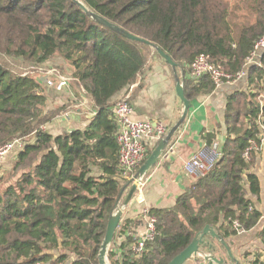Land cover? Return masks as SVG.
Listing matches in <instances>:
<instances>
[{
	"label": "trees",
	"instance_id": "trees-1",
	"mask_svg": "<svg viewBox=\"0 0 264 264\" xmlns=\"http://www.w3.org/2000/svg\"><path fill=\"white\" fill-rule=\"evenodd\" d=\"M77 1L159 48L184 76L200 54L229 73L247 71L249 93L228 98L224 142L209 174L196 178L173 209H150L157 235L142 256L130 250L132 221L119 224L109 264H168L206 225L223 240L255 228L262 213L245 198V185L260 196L254 169L264 149V101L253 91L264 92V66L246 61L264 35V0ZM0 52L36 65L59 56L71 85L81 86L95 106L84 130L52 136L44 126L57 111L48 109L45 88L0 63V147L23 142L7 184L0 183V264H98L107 221L129 185L118 173L111 102L150 58L161 59L94 21L73 0H0ZM182 84L188 100L214 91L208 77H184ZM215 135L202 132L208 148ZM257 237L264 245V226ZM252 264L264 261L256 257Z\"/></svg>",
	"mask_w": 264,
	"mask_h": 264
},
{
	"label": "crops",
	"instance_id": "crops-1",
	"mask_svg": "<svg viewBox=\"0 0 264 264\" xmlns=\"http://www.w3.org/2000/svg\"><path fill=\"white\" fill-rule=\"evenodd\" d=\"M263 61L264 54L257 53L252 58V63L249 66L256 65L263 67ZM246 74L244 78L232 85L214 89L209 94L191 98L190 100L186 98L191 103V108L187 113L182 127L171 138L168 147L164 151V155L144 177L142 183L138 186L137 191L123 211L120 224L124 221H132L131 229H129L131 236H140L143 234L145 230L143 220L144 210L173 209L178 197L183 195L195 181L183 169L186 161L191 156L204 147L220 153L226 133L225 115L228 98L236 92L246 93L248 89V82L245 79ZM175 75H177L181 82L184 77L191 80L190 74L186 73L184 76L182 70L177 68L174 73L173 69L163 61L150 58L144 70L137 76L135 83L124 92H121V94L115 96L111 104L114 106L118 99L120 100L121 97L127 96L133 110V119L151 122L153 124H162L166 128L167 135L179 121L183 109L182 103L175 93ZM45 90L49 103L52 104L61 103L64 96L74 102L78 100L76 94L73 93L71 84L63 92H57L59 93L57 98L49 92L51 89L45 88ZM80 90L87 97L80 95L83 101L77 103L81 107L76 109V112L70 116L69 120H72L71 124L66 127H61V130L54 129L52 125H46L44 127V130L52 136H57L70 130H84L89 125L90 119L95 114V106L81 86ZM204 131L209 134H216L213 146L210 148L201 139V134ZM158 142L155 140L150 141L147 147L148 151L152 152ZM260 151L261 153L257 156L254 173L261 182L262 191L258 198L254 197L249 193L248 187L245 185V198L254 205L255 209L262 213V217L257 226L251 231L239 233L236 237L224 240L228 244L232 256L239 264H252L256 257H260V260L264 261V245L257 237L258 232L264 226L263 147H261ZM132 176L133 174L129 178L123 179L129 182ZM130 189L131 185H125L123 187V194L119 201V206L123 205ZM139 195L143 197L142 204L137 201ZM204 241L209 242L214 247V255L216 257L225 256L226 251L218 241L210 237H205ZM185 264L206 263L190 260ZM229 264L231 263L229 262Z\"/></svg>",
	"mask_w": 264,
	"mask_h": 264
},
{
	"label": "built area",
	"instance_id": "built-area-1",
	"mask_svg": "<svg viewBox=\"0 0 264 264\" xmlns=\"http://www.w3.org/2000/svg\"><path fill=\"white\" fill-rule=\"evenodd\" d=\"M257 53L264 54V35L258 38L252 48V51L246 61L248 67L252 63V58ZM190 77L198 81L203 77H208L214 86L219 89L226 85H232L245 77V71L235 74L229 73L219 64L210 61L209 56L200 54L196 56L191 64ZM42 86L47 89H53L56 92L66 90L74 79L71 76H63L60 71L54 68L40 70ZM112 119L115 124V140L117 144V168L122 178H129L137 170L148 156V143L152 140L160 141L166 135V128L162 124H153L146 121H137L133 119V110L127 96L118 100L111 108ZM71 111L65 113L68 119ZM264 141V135L262 137ZM23 144L20 141H14L3 147H0V163L13 150L22 149ZM246 155V154H245ZM219 153L215 150L202 148L191 156L184 165V172L191 178L206 177L213 165L217 161ZM138 203H143V197H137ZM143 220L145 230L140 236H132L133 242L130 246L132 255L140 257L145 252L148 243L152 242L156 233V219L149 215V211H143ZM237 226V224H235ZM119 240V241H118ZM118 245L122 238L117 239ZM120 254V251H119ZM120 259V255L117 256Z\"/></svg>",
	"mask_w": 264,
	"mask_h": 264
},
{
	"label": "water",
	"instance_id": "water-1",
	"mask_svg": "<svg viewBox=\"0 0 264 264\" xmlns=\"http://www.w3.org/2000/svg\"><path fill=\"white\" fill-rule=\"evenodd\" d=\"M89 17H91L94 21L99 24L109 28L110 30L118 33L122 37L143 43L149 46L154 53L168 66H170L174 73L176 71V64L171 60V58L166 55L159 48L155 47L153 44L142 40L136 36H133L119 27L113 25L112 23L106 21L105 19L99 17L98 15L88 11L85 6L77 0H73ZM175 93L176 96L182 103L183 109L182 114L177 122V124L167 133V135L161 139L156 147L152 150V152L147 156L146 160L142 163V165L137 169L136 173L131 177L128 184L131 185V189L127 198L125 199L122 206H119V202H117L115 206L114 212L110 215L107 226L106 233L103 238V241L100 245V250L98 253V264H109L107 259L108 250L113 242V238L115 232L120 224L123 211L127 204L130 202L131 198L135 194L138 189V186L142 183L144 177L148 174V172L155 167L160 158L164 155L165 149L168 147L171 138L174 134L182 127L187 113L191 108V103L186 99L184 95L183 84L180 79L175 75ZM205 237H210L219 242V244L225 249V256L216 257L214 255V247L209 243L204 241ZM194 260L199 261L201 263L206 264H239L238 261L232 256L231 251L229 249L228 244L221 239L213 229H211L208 225H206L201 231H198L192 242L179 254H177L168 264H185L187 261Z\"/></svg>",
	"mask_w": 264,
	"mask_h": 264
},
{
	"label": "rangeland",
	"instance_id": "rangeland-1",
	"mask_svg": "<svg viewBox=\"0 0 264 264\" xmlns=\"http://www.w3.org/2000/svg\"><path fill=\"white\" fill-rule=\"evenodd\" d=\"M0 63L4 67H6L8 70H10L11 72H13L15 74H19V75H31V76L35 77L36 80L39 81L40 83H41L40 79L42 76V74H40L41 69L54 68V69H57L58 71H60V73L63 76H69L70 75L69 74V68L67 66H65L62 62V59L56 55L54 57H52L49 61H47L43 64L36 65L31 61L23 60V59H16L13 57H8L3 52H0ZM245 79H247V78H245ZM71 88L73 90V93H75L76 97L78 98L77 101L74 102L70 98L64 96L62 98V102L59 104L48 103V109L50 111H53V112L57 111V115L54 117L52 122L49 124V126L52 125L54 127V129H56V130L57 129L61 130L62 129L61 127H66V126L71 124L72 120H69L70 116H72L76 112V109L81 107L77 103H79V101H83V99L81 98L80 95H82V97H87L80 90L79 86L72 84ZM49 92H51V94L54 95L55 98H57V96H59V93L54 92L52 89ZM247 92L249 93V89L247 90ZM253 94L257 95V98H256L257 101H260V102L264 101V92L263 91L258 92L257 90H255V91H253ZM60 98H61V96H60ZM67 111H71V115L69 116L68 119H66L64 116ZM21 143L23 144V142H21ZM17 152H18L17 150L11 151L0 163L1 187L5 186V184H7L8 175H10V173L12 172L14 163L16 162V158H17V154H18ZM9 181H11V179H9Z\"/></svg>",
	"mask_w": 264,
	"mask_h": 264
}]
</instances>
